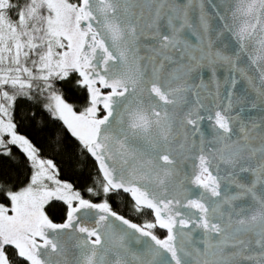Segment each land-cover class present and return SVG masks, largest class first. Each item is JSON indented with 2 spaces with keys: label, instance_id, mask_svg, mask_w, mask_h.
<instances>
[{
  "label": "snow or ice",
  "instance_id": "1",
  "mask_svg": "<svg viewBox=\"0 0 264 264\" xmlns=\"http://www.w3.org/2000/svg\"><path fill=\"white\" fill-rule=\"evenodd\" d=\"M33 96L95 162L83 194L17 132ZM13 148L0 264H264V0H0Z\"/></svg>",
  "mask_w": 264,
  "mask_h": 264
},
{
  "label": "trees",
  "instance_id": "2",
  "mask_svg": "<svg viewBox=\"0 0 264 264\" xmlns=\"http://www.w3.org/2000/svg\"><path fill=\"white\" fill-rule=\"evenodd\" d=\"M59 91L66 97L71 96L72 101L79 105V93L74 89L59 88ZM44 97L33 96L32 99L18 98L16 108L22 112V117H18L13 112V120L17 123V132L25 135L39 150L43 159H51L60 170V178L74 185L83 194V189L92 186V178L95 173L94 161L89 163L83 154V149L79 146L70 134H65L57 125L60 121L55 119L48 112ZM26 157L16 148H13V156L0 155V170H7L15 175H20L26 171ZM87 198V197H86ZM113 209L121 214L125 212V202L118 199L112 202ZM57 205L53 207V205ZM64 205L62 202L52 201L46 205V212L54 222H63Z\"/></svg>",
  "mask_w": 264,
  "mask_h": 264
},
{
  "label": "water",
  "instance_id": "3",
  "mask_svg": "<svg viewBox=\"0 0 264 264\" xmlns=\"http://www.w3.org/2000/svg\"><path fill=\"white\" fill-rule=\"evenodd\" d=\"M206 7H207V4H206ZM141 54L143 55L144 52L142 51ZM72 245H73V241H69L68 244H67V247L69 249V254H68V259L69 260H71V253L73 251Z\"/></svg>",
  "mask_w": 264,
  "mask_h": 264
}]
</instances>
